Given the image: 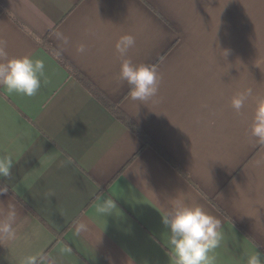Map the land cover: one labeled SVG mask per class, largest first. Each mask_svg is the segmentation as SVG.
<instances>
[{
	"label": "crops",
	"instance_id": "crops-1",
	"mask_svg": "<svg viewBox=\"0 0 264 264\" xmlns=\"http://www.w3.org/2000/svg\"><path fill=\"white\" fill-rule=\"evenodd\" d=\"M124 35L135 38L127 58L162 77L153 100L133 101L118 78ZM0 41L8 58L45 64L36 96L0 87V156L14 161L11 179H0L10 187L0 220L9 204L17 214L16 239L0 238V264L42 253L57 264H174L162 217L176 201L221 221L215 264H246L254 251L264 264V144L249 135L264 96V0H0ZM246 88L253 96L237 114L231 98ZM107 200L114 207L99 213Z\"/></svg>",
	"mask_w": 264,
	"mask_h": 264
},
{
	"label": "clouds",
	"instance_id": "clouds-1",
	"mask_svg": "<svg viewBox=\"0 0 264 264\" xmlns=\"http://www.w3.org/2000/svg\"><path fill=\"white\" fill-rule=\"evenodd\" d=\"M65 45L69 43L66 36L56 33ZM135 38L124 35L115 44L116 52L121 60L119 80L130 86L128 93L133 101L147 102L158 97L161 75L156 67L145 64L134 65L127 58L129 50L134 47ZM76 51L85 53L86 46L80 44ZM59 56V53H56ZM228 55L227 52L224 53ZM45 64L43 60L33 59L29 56L8 58L4 43L0 41V87L8 93H16L26 97L37 95L41 87V78L44 76ZM253 90L246 88L236 93L230 101V106L237 114L241 113ZM250 137L258 143L264 144V96L255 97V107L250 125ZM70 162V161H69ZM259 163V162H258ZM14 161L9 155L0 156V179H11V170ZM10 191L9 184L0 183V195H7ZM114 207L112 200L104 201L97 208L99 213H108ZM14 204L8 205V210L3 220H0V238L13 241L17 237V229L13 227L16 220ZM162 224L168 230L167 244L171 250L174 264H215L214 250L220 247L223 239L221 221L208 214L202 207L186 206L183 202L176 201L174 207L162 217ZM87 226L80 223L76 227L79 234ZM65 251H69L65 249ZM262 254L254 251L246 257V264H262ZM22 264H57L51 254L42 253L24 257Z\"/></svg>",
	"mask_w": 264,
	"mask_h": 264
},
{
	"label": "trees",
	"instance_id": "trees-1",
	"mask_svg": "<svg viewBox=\"0 0 264 264\" xmlns=\"http://www.w3.org/2000/svg\"><path fill=\"white\" fill-rule=\"evenodd\" d=\"M44 49L52 54L57 62L64 67L73 77L76 79L85 89H87L120 123H122L130 132L138 137L144 147H150L159 153L171 166L177 169L182 175L186 176L174 162L151 140L143 133L130 119H128L123 113H121L115 106L109 103L104 97H102L90 83L75 69H73L66 61L60 56H57L54 50L49 45H44Z\"/></svg>",
	"mask_w": 264,
	"mask_h": 264
}]
</instances>
